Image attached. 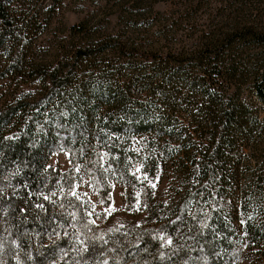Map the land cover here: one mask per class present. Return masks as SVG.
Listing matches in <instances>:
<instances>
[{
    "label": "trees",
    "instance_id": "trees-1",
    "mask_svg": "<svg viewBox=\"0 0 264 264\" xmlns=\"http://www.w3.org/2000/svg\"><path fill=\"white\" fill-rule=\"evenodd\" d=\"M11 1L0 0V43L33 38L44 26L29 2ZM244 12L240 5L231 27L201 35L189 54L163 57L108 36L35 67L40 96L0 109V264H240L254 247L255 264H264V208L251 203L264 198V162L246 187L239 175L264 121L254 99L223 95L247 84L264 105V12L250 21ZM28 46L23 40L18 72L29 65ZM106 51L126 57L130 74L98 62ZM58 149L73 166L86 164L105 210L112 179L126 206L106 220L98 213L94 224L92 201L75 190L79 170L48 164ZM168 160L180 180L158 199L144 179Z\"/></svg>",
    "mask_w": 264,
    "mask_h": 264
},
{
    "label": "rangeland",
    "instance_id": "rangeland-1",
    "mask_svg": "<svg viewBox=\"0 0 264 264\" xmlns=\"http://www.w3.org/2000/svg\"><path fill=\"white\" fill-rule=\"evenodd\" d=\"M28 2L31 5L29 10L31 13L38 14L39 21L44 23V26L33 38L22 37L19 42L9 39L1 41L0 109L18 99L20 101L21 99L38 98L42 85L40 76L34 72L35 67L51 64L57 58H62L66 50L75 46H89L93 41H103L109 36L128 44H141L143 47L159 52L163 57L171 52L174 54L179 51L189 54L195 49L201 35L218 27H231L227 19L233 16V11L240 5L246 11L244 13H247L248 21L254 18L255 13L264 12V0H243L241 4L238 0H12L11 5L16 8L18 5L25 8ZM15 15L22 16L20 13H15ZM78 24L85 27V30L75 32L73 27ZM1 27L0 24V32ZM23 40L29 42L25 51V61H28L29 65L24 63L22 71L18 72L12 66L15 65V61L18 62V52ZM124 60L126 57L119 56L113 51H106L98 58V62L112 65H116L115 62L123 64ZM85 62L90 64V59ZM186 65L189 64L186 63ZM121 67L125 73L130 74L124 64ZM126 79V76L119 77L118 82L123 84ZM238 87H240L239 90ZM238 87L232 83L229 91L223 94L224 99L226 101L230 97L236 99L237 91L241 100L254 99V107L257 110L255 115L263 122L264 105L251 95L249 85L244 84ZM144 95L138 94L135 97L142 99L145 98ZM244 155V165L242 164L243 167L239 174L243 183L242 187H246L248 180L250 181V175H256L263 166L264 134L255 139L251 148L244 149ZM179 161L182 166L185 165L181 160ZM48 164L58 167L61 171L73 168L79 170L80 179L75 190L83 196V199L92 201L93 205L89 212L94 217L90 219L94 224L99 222L95 217L98 213L104 211L102 217L106 220L112 216L113 212L126 206L125 189L119 181L112 179V182L110 181L113 185L112 201L110 207L105 210L104 200L98 198L97 189L95 190L87 175L86 164L79 162L73 166L67 150L58 149L52 153ZM242 172L246 175H242ZM177 177H179V169L174 161H163L155 176L145 178L146 183L143 185H151L158 199H160V194L162 198H165L178 187L174 185L180 180ZM246 197L249 196L246 195ZM251 203L257 205L258 208H264V198ZM250 208L254 210V205L251 204ZM139 209L136 211L139 212ZM254 249L243 253L240 264H255L260 256L257 252L261 249L256 247Z\"/></svg>",
    "mask_w": 264,
    "mask_h": 264
}]
</instances>
